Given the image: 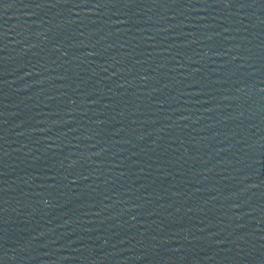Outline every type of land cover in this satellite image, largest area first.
Segmentation results:
<instances>
[{
	"label": "water",
	"instance_id": "obj_1",
	"mask_svg": "<svg viewBox=\"0 0 264 264\" xmlns=\"http://www.w3.org/2000/svg\"><path fill=\"white\" fill-rule=\"evenodd\" d=\"M0 264H264V0H0Z\"/></svg>",
	"mask_w": 264,
	"mask_h": 264
}]
</instances>
